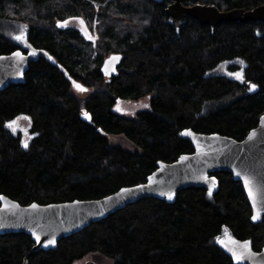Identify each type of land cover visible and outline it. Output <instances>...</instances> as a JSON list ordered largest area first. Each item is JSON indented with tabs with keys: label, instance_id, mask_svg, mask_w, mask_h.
Segmentation results:
<instances>
[{
	"label": "trees",
	"instance_id": "16d2710c",
	"mask_svg": "<svg viewBox=\"0 0 264 264\" xmlns=\"http://www.w3.org/2000/svg\"><path fill=\"white\" fill-rule=\"evenodd\" d=\"M170 0H0V55L28 47L43 51L29 64L23 84L0 93V195L20 205L100 199L145 183L156 163L192 153L180 133H217L243 140L264 114V23L224 22L211 29L187 18L177 33L168 23ZM220 11L251 10L264 0H189ZM82 18L95 42L71 20ZM67 21V26H58ZM80 23V22H79ZM26 32V42L13 37ZM120 56L115 73L102 69ZM246 62L248 93L214 69ZM92 92L80 97L71 81ZM150 98V109L125 116L118 101ZM85 110L90 122L81 118ZM26 116L34 138L25 148L6 128ZM123 135L137 149L112 145ZM218 191L187 188L173 203L142 198L32 252L24 233L0 236V264H77L100 256L111 264H232L220 240L264 241V216L251 210L230 173L213 174ZM225 236V238H224ZM84 264H97L85 262Z\"/></svg>",
	"mask_w": 264,
	"mask_h": 264
},
{
	"label": "water",
	"instance_id": "95a60500",
	"mask_svg": "<svg viewBox=\"0 0 264 264\" xmlns=\"http://www.w3.org/2000/svg\"><path fill=\"white\" fill-rule=\"evenodd\" d=\"M155 1L161 3L167 0ZM185 1L188 0H171L165 8L168 23L177 33L187 18H193L200 25H208L211 29L224 22L264 23V4L251 10L241 8L220 11L215 5L185 6ZM80 33L85 39L95 42V37L85 25H82ZM27 47V53L17 50L8 55H0V93L12 84H23L29 64L37 61L39 56L48 57L41 50ZM17 52L21 53L20 57L15 55ZM119 60L120 56H111L105 61L102 69L105 76L115 73L114 67ZM89 117L83 110L81 118L90 122ZM180 137L191 143L192 153L182 154L170 163L159 161L145 183L123 187L100 199L20 205L0 195V236L11 233L29 235L34 242L33 252L45 247L49 240H55L56 244L60 239L78 233L142 198L173 203L176 194L187 188H202L207 195L211 191L209 196H212L219 189L218 179L213 176L217 172L230 173L233 180L241 184L251 210L250 221L253 224L260 223L264 216V114L259 117L257 126L241 141L217 133H197L191 129L183 130ZM33 205L36 207L33 208ZM253 216H257V219L253 220ZM232 240L220 241L232 264H264V241L261 249L254 251L249 239H236L240 244L250 242L251 249L250 254L245 250L244 257L237 261L231 250L239 252L240 249L231 243ZM55 244H48L47 247Z\"/></svg>",
	"mask_w": 264,
	"mask_h": 264
},
{
	"label": "rangeland",
	"instance_id": "374dc122",
	"mask_svg": "<svg viewBox=\"0 0 264 264\" xmlns=\"http://www.w3.org/2000/svg\"><path fill=\"white\" fill-rule=\"evenodd\" d=\"M69 25L78 27L79 23H77L76 21H71ZM76 85H80L83 89H85V91H80L76 87ZM71 88L73 92L76 93L80 97L87 96L88 94L92 92L90 89L85 88L80 83L73 81V80L71 81ZM145 105H147V107H145ZM149 109H150V98L149 97L141 98L138 100L118 101L113 107V111L115 113L125 115V116H130V117L136 116L137 113L141 111L149 110ZM107 139L110 144L120 145L127 150L134 151L137 149V147L123 135H107ZM225 239L221 238L220 241H224ZM93 261H95L97 264H111L109 260L103 259L102 257L95 256V255L87 257L86 259H84V261L78 262L77 264H84L85 262H93Z\"/></svg>",
	"mask_w": 264,
	"mask_h": 264
},
{
	"label": "flooded vegetation",
	"instance_id": "af4514ba",
	"mask_svg": "<svg viewBox=\"0 0 264 264\" xmlns=\"http://www.w3.org/2000/svg\"><path fill=\"white\" fill-rule=\"evenodd\" d=\"M189 1V0H188ZM171 3V0H170ZM190 6V5H185ZM79 23L78 20H71ZM70 21V22H71ZM69 22V23H70ZM79 31L82 29V25L79 23L76 27ZM247 68L246 62L240 58H234L230 61L221 62L214 71L218 70V75L226 77L228 80L239 83L240 85L246 83L248 85V93H251L254 90H250V84L246 82L245 70ZM236 74H241L243 80L237 79ZM9 124H12V127H8ZM7 125V129L12 133L13 136L18 137L20 144L24 147V144H29L34 138L35 134L31 132L30 121L26 116H20L15 118ZM214 176V175H213Z\"/></svg>",
	"mask_w": 264,
	"mask_h": 264
},
{
	"label": "snow or ice",
	"instance_id": "6c2138e0",
	"mask_svg": "<svg viewBox=\"0 0 264 264\" xmlns=\"http://www.w3.org/2000/svg\"><path fill=\"white\" fill-rule=\"evenodd\" d=\"M79 22L81 25H84L85 24V21L82 19V18H79ZM58 26L60 27H65L67 26V21H65L64 23H61L59 24ZM27 26L24 25L21 30H20V34L19 35H16L14 36L13 38L16 39L17 41H25L26 42V32L24 31V29H26ZM87 35V33H86ZM89 39H92L91 36H88ZM30 46V45H29ZM16 56L20 57L21 56V53L17 52L15 53ZM22 58V57H21ZM114 59H118V58H114ZM236 78L237 79H240V80H243V76L241 74H236ZM76 87L80 90V91H85V89H83L80 85H76ZM256 88V85H251V89L250 90H255ZM145 107H147V105H145ZM119 110V109H117ZM87 115V114H86ZM90 118V117H89ZM8 127H12V124H9ZM24 147L27 148L28 147V144L25 143L24 144ZM237 175H240V173H237ZM249 194L251 195V191L249 192ZM209 195H211V191L209 192ZM169 199H172V196H169L168 197ZM0 199H2V197H0ZM36 205H33V208H35ZM257 219V216H253V220H256ZM37 241H39V237L37 236L36 237ZM232 244L236 245L237 248L240 249L239 252L235 251V250H231L232 251V255L233 257H235L237 259V261H239L240 259H242L245 255V250L248 251V253L250 254L251 253V249H250V242H244L243 244H240L238 241H235V240H232L231 241ZM48 244H55V240H49L48 241ZM48 244L45 245V247L48 246Z\"/></svg>",
	"mask_w": 264,
	"mask_h": 264
}]
</instances>
